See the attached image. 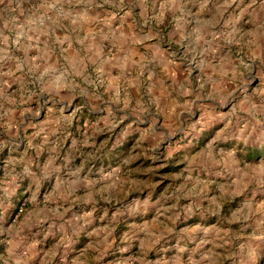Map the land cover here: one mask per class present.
I'll list each match as a JSON object with an SVG mask.
<instances>
[{"label": "rangeland", "instance_id": "rangeland-1", "mask_svg": "<svg viewBox=\"0 0 264 264\" xmlns=\"http://www.w3.org/2000/svg\"><path fill=\"white\" fill-rule=\"evenodd\" d=\"M20 2L11 7L20 16L0 17L5 35L34 8L44 30L26 29L31 44L0 62L22 66V93L0 102L22 101V177L39 192L34 207L55 205L41 178L73 179L60 160L70 152L92 166L89 203L71 202L80 214L71 225L106 244L104 258L264 264V0ZM51 73L76 82L74 92L47 85ZM37 158L43 168L26 162ZM34 207L23 204L22 216Z\"/></svg>", "mask_w": 264, "mask_h": 264}, {"label": "crops", "instance_id": "crops-1", "mask_svg": "<svg viewBox=\"0 0 264 264\" xmlns=\"http://www.w3.org/2000/svg\"><path fill=\"white\" fill-rule=\"evenodd\" d=\"M23 1L30 2L32 0ZM18 2L20 0H10L7 5L9 11L4 12L5 8L2 9L0 11V17L2 14L3 18L11 17V19H14L13 15L15 14L20 16V10L15 12V10L11 9ZM31 13L33 17H27L24 19L25 21H17L19 31L17 33H9V36L5 35V32L9 30L8 27L10 25L1 24L0 36L6 47V42L8 43V50L6 47H0V62L3 60L12 62V60L17 59L13 57L11 50L16 43L21 44L22 40L28 39L27 43L31 44L29 33H26V29L36 27L41 30L44 27L43 14L37 13L36 8ZM153 49L157 50V45H154ZM4 50L8 52L7 55H5L6 53H1ZM34 56L40 59L39 55L35 54ZM19 67L22 66L16 63L7 65L4 70L0 68V93H22V71ZM49 75L51 76L50 78H45V80H49L47 85L55 87L58 91L67 90L69 94L74 92L73 87L76 86V82L67 84L65 81L60 80L61 78L57 74L51 73ZM41 79L43 80L41 74H37V77L35 75L38 87L39 83L42 82ZM136 89L138 90L139 87L137 86ZM146 93L148 94L149 92ZM16 101V98H13L12 100H6L5 103L0 102V109L8 114H6V120L0 114V134L8 137L7 144L0 148V153L3 152V159L0 155V182L2 184L0 186V264H129L127 262H121L120 260L104 258L102 252H105L106 244L99 247L92 245L89 234L91 230L84 232L81 229H75L71 225L72 221L80 216V214L75 213L76 210L70 211L71 202L82 198L84 195H91V187L89 184L92 182L89 173L92 166L84 158L79 160L80 165H78L75 163V156H72L70 152L66 153L64 151L63 157L60 160H67V164L69 163L68 169L73 174L70 176L73 179H69L70 177H62L59 174L55 177L41 178L43 185L45 184L46 187L50 186L47 199L55 202V205L49 208L44 206L34 207L35 205L33 203L37 200L39 192L35 193L37 190L30 191V186L33 184L30 182L32 181L31 179L23 181L22 101ZM36 103H38L40 109L43 108L41 100ZM61 103L65 102L63 101ZM140 103H142L141 100L135 101L136 105ZM6 110L9 111L6 112ZM11 128L14 129L16 139L5 133L6 130ZM10 154L13 155L10 156ZM26 162L28 164L34 162L35 167L41 165L43 168V163H41L39 158ZM48 164H50V167L54 166L56 169L58 167L60 169L62 161L56 165L49 161ZM40 172L42 173L43 171ZM89 200L88 196L81 199L85 203H89ZM26 202L32 208L34 207V209L31 210L32 213L28 209L22 216V205L26 204ZM78 208H80V205ZM19 209H21L20 212ZM77 210L81 211L82 209ZM39 220H45L47 222V228L40 230L29 227L39 222ZM6 222L10 223L6 226ZM104 238H101L103 242L105 240ZM80 239L81 241H79ZM53 254L56 256V259H60V263L59 261L56 262V259L54 260L55 257Z\"/></svg>", "mask_w": 264, "mask_h": 264}, {"label": "trees", "instance_id": "trees-1", "mask_svg": "<svg viewBox=\"0 0 264 264\" xmlns=\"http://www.w3.org/2000/svg\"><path fill=\"white\" fill-rule=\"evenodd\" d=\"M255 153L256 154L254 156H259V152L258 151H256ZM260 153H263L264 154V150L262 152H260Z\"/></svg>", "mask_w": 264, "mask_h": 264}, {"label": "built area", "instance_id": "built-area-1", "mask_svg": "<svg viewBox=\"0 0 264 264\" xmlns=\"http://www.w3.org/2000/svg\"><path fill=\"white\" fill-rule=\"evenodd\" d=\"M21 211V209H19V212Z\"/></svg>", "mask_w": 264, "mask_h": 264}]
</instances>
